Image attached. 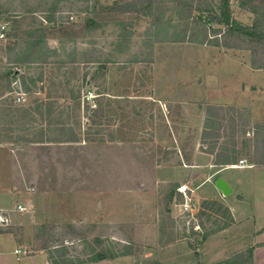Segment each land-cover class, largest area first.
I'll use <instances>...</instances> for the list:
<instances>
[{"label":"rangeland","instance_id":"1","mask_svg":"<svg viewBox=\"0 0 264 264\" xmlns=\"http://www.w3.org/2000/svg\"><path fill=\"white\" fill-rule=\"evenodd\" d=\"M183 1L212 20L224 12L223 0ZM250 1L228 0L231 22L264 15V0ZM179 12L174 0H0L10 24L0 41V213L10 222L0 234L23 256L217 264L234 255L212 240L231 223L214 180L238 167L214 163H248L264 142V71L247 50L211 45L223 27ZM180 185L192 215L178 207ZM12 252L0 264H18Z\"/></svg>","mask_w":264,"mask_h":264},{"label":"crops","instance_id":"2","mask_svg":"<svg viewBox=\"0 0 264 264\" xmlns=\"http://www.w3.org/2000/svg\"><path fill=\"white\" fill-rule=\"evenodd\" d=\"M222 107L227 108L224 105ZM256 146L257 152L259 147L260 149L264 147V142ZM256 152L250 162L245 161L237 169L219 170V175L215 178L214 183L219 178L224 179L230 186L231 193L224 197L215 187V199L227 209L231 223L230 226L216 233L212 240L221 245L218 254L225 253L224 250H231L237 254L249 249L252 250V264H264V153ZM0 210L7 212L4 208H0ZM7 218L9 219V217ZM202 237L201 242L205 241ZM207 241H211V239L209 238ZM9 248L13 250L12 254L17 257L18 264H50L47 256L41 251L31 256H23L20 251L14 249L7 237L4 238V235L0 234L1 261L7 258L6 251ZM38 258L42 262H36ZM108 261L110 260L88 264H108Z\"/></svg>","mask_w":264,"mask_h":264},{"label":"trees","instance_id":"3","mask_svg":"<svg viewBox=\"0 0 264 264\" xmlns=\"http://www.w3.org/2000/svg\"><path fill=\"white\" fill-rule=\"evenodd\" d=\"M176 3V8L180 9L181 12H179L178 16L182 18L183 15L186 17H191V15L195 12L198 14V22L199 24L202 23V20H205L204 23L211 24L213 21L217 26L223 27V30H211V32L214 34L215 37L211 45L214 47L219 48H226V49H238V50H247L250 52L251 56V63L250 66L252 69L255 70H262L264 71V15H260L259 18L254 20V23L250 27L241 26L238 23L231 22L230 21V12L228 10L229 2L228 0H223L221 8L224 10V12L221 14V16L214 18L212 20L211 13H208L207 9L201 8L200 6H195L193 3H186L183 0H174ZM250 1V0H248ZM251 2V1H250ZM264 6L257 9H263ZM256 8H251L250 12L255 13ZM204 13H208L205 17L203 16ZM181 20V19H180ZM43 35V34H41ZM233 41V42H231ZM42 105V104H41ZM38 109V107L36 108ZM223 111L222 107H213L209 106L208 111ZM39 112L38 110H36ZM230 123L234 124V118L230 116L229 118ZM214 165H235L231 164L228 157H224L223 159L215 160ZM173 192H175V189L173 188L171 191V194L167 196L169 201L173 199ZM216 205H221L217 203ZM205 236L202 237L204 239ZM173 241L172 234L171 238L163 244L164 246L170 244ZM114 256L108 255V256H96L92 260H90V263H97L104 260H111ZM48 261L50 264H66L57 262L49 255ZM71 264V263H68ZM217 264H252V250H246L244 252H240L237 254H234L229 259L224 260L222 262H219Z\"/></svg>","mask_w":264,"mask_h":264},{"label":"built area","instance_id":"4","mask_svg":"<svg viewBox=\"0 0 264 264\" xmlns=\"http://www.w3.org/2000/svg\"><path fill=\"white\" fill-rule=\"evenodd\" d=\"M1 18H2V16L0 14V41H5L7 39L9 31H10V26H9L10 24L5 19H1ZM19 97L17 99L18 103H21V101H25L24 98L19 99ZM244 162L245 161H239L238 166L233 165V166H231V168L242 166ZM186 188H187L186 185H180L179 187L176 188V194L178 196L182 195L183 197L186 198V199L185 198L181 199V203L178 204V207L180 209L183 208L185 210V213L189 212L192 215V213H193L192 211H194L196 208V204H195L196 202H194V200L190 199L187 196V194L185 193ZM182 202H183V204H182ZM26 209L27 208L25 206H22V205L16 206V211L19 213L25 212ZM7 221H8L7 217L5 215L0 214V226H5ZM194 229L199 230L200 229L199 225H196L194 227Z\"/></svg>","mask_w":264,"mask_h":264},{"label":"water","instance_id":"5","mask_svg":"<svg viewBox=\"0 0 264 264\" xmlns=\"http://www.w3.org/2000/svg\"><path fill=\"white\" fill-rule=\"evenodd\" d=\"M216 189L224 196L227 197L231 193L230 186L225 182L224 179L219 178L214 183Z\"/></svg>","mask_w":264,"mask_h":264}]
</instances>
